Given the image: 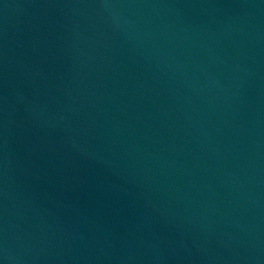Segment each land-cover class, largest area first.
Masks as SVG:
<instances>
[{
    "label": "water",
    "instance_id": "water-1",
    "mask_svg": "<svg viewBox=\"0 0 264 264\" xmlns=\"http://www.w3.org/2000/svg\"><path fill=\"white\" fill-rule=\"evenodd\" d=\"M0 264H264V0H0Z\"/></svg>",
    "mask_w": 264,
    "mask_h": 264
}]
</instances>
